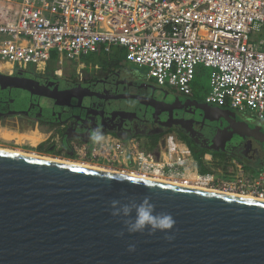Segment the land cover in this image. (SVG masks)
Instances as JSON below:
<instances>
[{"label":"water","instance_id":"1","mask_svg":"<svg viewBox=\"0 0 264 264\" xmlns=\"http://www.w3.org/2000/svg\"><path fill=\"white\" fill-rule=\"evenodd\" d=\"M139 85L150 92L123 97L150 108L153 133L176 128L210 151H241L232 153L238 159L247 160L250 145L254 155L264 154L263 119L180 92L159 89L154 96V85ZM0 86L52 97L60 106L61 94L68 93L18 74L0 73ZM89 120L97 128L104 122L129 129L134 116L107 115L102 122L86 117L72 129L89 128ZM198 124L205 131L196 133ZM102 131L129 137L111 126ZM122 194L137 201L149 195L157 212L172 214L174 239L169 242L161 232L117 236L122 224L110 215L109 202ZM130 243L135 252L128 251ZM0 264H264V200L0 149Z\"/></svg>","mask_w":264,"mask_h":264},{"label":"built area","instance_id":"2","mask_svg":"<svg viewBox=\"0 0 264 264\" xmlns=\"http://www.w3.org/2000/svg\"><path fill=\"white\" fill-rule=\"evenodd\" d=\"M113 48L185 94L198 67H212L207 103L264 118V0H0V70L44 71L53 55L76 60ZM104 137L74 144L68 159L264 200V169L232 157L225 171L200 173L176 131L164 133L158 156L139 137Z\"/></svg>","mask_w":264,"mask_h":264},{"label":"flooded vegetation","instance_id":"3","mask_svg":"<svg viewBox=\"0 0 264 264\" xmlns=\"http://www.w3.org/2000/svg\"><path fill=\"white\" fill-rule=\"evenodd\" d=\"M65 63V67L62 71L56 68V66H53V64L48 65L44 71H37L32 66L23 69L9 70V66L6 65V63L2 64L4 66L3 69L0 70V73L8 75L18 74L22 77L37 79L50 89L61 93L68 92L70 94H61L60 101L64 106H60L55 104V100L52 97L31 95L27 91L18 88L2 89L0 86V140L18 144L16 139H9L2 135L4 131L17 133L21 136H30V134H32L31 137L36 139L35 143L31 144L30 142L22 141V146H26L28 149L42 155H50L55 158H71L70 156L73 157L74 155V144L90 141V131L97 128L89 120V122H87L89 128L82 125V128L75 132L72 127H75L74 123L76 120L81 121L86 117H92L102 122L103 118L107 115H114L115 119L119 120L121 117L127 116L128 114L132 115V117L134 116V123L129 129L118 127L115 124L108 125L104 122H102L103 125L101 124L100 129L109 128V126L115 127V130L122 135L140 136L139 138L142 144H146V142L150 141V135H156V133H153V130L156 129L154 127L156 126L148 121L151 119L150 108L147 109L132 97H123L124 94H137L138 92H143V90L149 93L151 90L149 87L146 86L142 88L139 85L145 82L142 78L124 75L122 70L116 67L102 66L101 69L98 70H91L88 67H83L78 70L72 60L68 59ZM145 83H150L157 88L154 96L161 94L159 89L183 94V92L174 87L168 88L165 85L161 86L152 81ZM71 93L77 96H83V100L79 101L77 98H71ZM86 93L90 94V97H86ZM114 95H118V98H112ZM187 96L205 101L203 96L195 93L187 94ZM223 107L232 109L229 106ZM143 120H145V122H143ZM145 126H147V128H144ZM195 129H197L196 133L201 130L205 131L201 128L200 124L196 125ZM169 130L170 129H165L164 133ZM174 130L177 133L181 132L176 128L173 129V131ZM142 131L146 132L143 133ZM164 133L161 134L160 139ZM184 135L189 137L195 144L202 147L201 143H196L192 136L188 134ZM184 141L186 142V140ZM41 144H45L46 146L49 145L51 149L55 148L57 151H40L37 148ZM254 147V145H250L246 148L249 154L247 160L246 156H243V159H239L249 169L260 170L264 168V154L260 152L259 157L254 155ZM61 148L65 150L67 148L70 156L63 152L58 153ZM222 153L227 154L229 157L233 156L232 153L242 155V152H238L237 150H234V152L226 150Z\"/></svg>","mask_w":264,"mask_h":264},{"label":"clouds","instance_id":"4","mask_svg":"<svg viewBox=\"0 0 264 264\" xmlns=\"http://www.w3.org/2000/svg\"><path fill=\"white\" fill-rule=\"evenodd\" d=\"M102 129H92L89 133V140L93 144H100L104 141ZM110 215L118 218L122 224V229L116 233L123 237L128 235L147 234L154 236L157 232L165 233V239L169 242L174 239V235H169L175 228L176 220L168 212H157L156 205L152 202V197L145 195L142 199H136L122 194L120 199H113L109 202ZM129 252L136 251V245H128Z\"/></svg>","mask_w":264,"mask_h":264},{"label":"crops","instance_id":"5","mask_svg":"<svg viewBox=\"0 0 264 264\" xmlns=\"http://www.w3.org/2000/svg\"><path fill=\"white\" fill-rule=\"evenodd\" d=\"M92 54L97 55L94 58H92V60L85 61V57L84 56H86V55H83L79 59L72 60V61L74 62V65L79 67V70L82 69L83 67H88L91 70L101 69L102 66H104V67L110 66V67H114V68L116 67V68H120L124 75H127V76H138L139 78H142L143 81H145V82L152 81V82L156 83L155 80L150 79V77H148V71H146V72L145 71H141L139 69L141 67H139V66L131 63L130 61L126 60L124 49L113 48L112 51L109 52V53H106V52L101 50L99 52L92 53ZM99 56L101 57L100 59H95V58H97ZM53 60L55 62H53ZM67 60H68V58L60 59L58 56L53 55L52 59L50 60L49 65L50 64L52 65V64H54L56 62H64L65 63ZM211 76H212V74H211ZM195 81H196V79H195ZM195 81L193 82V91H192V93H195V94L199 95V92H200V93L203 94V97L205 98L206 95L208 94L209 90H210V84L207 87H203L204 88L203 89L204 92H201V91L198 90L197 84H196ZM165 86H167L168 88L172 87L170 85H165ZM240 112L241 113H245L246 115H249L251 117L264 120V118H261L257 114H253V113H250V112H247V111H240Z\"/></svg>","mask_w":264,"mask_h":264},{"label":"trees","instance_id":"6","mask_svg":"<svg viewBox=\"0 0 264 264\" xmlns=\"http://www.w3.org/2000/svg\"><path fill=\"white\" fill-rule=\"evenodd\" d=\"M173 129H170L169 131H172ZM181 137V139L186 140L187 144L191 148V151L193 153L194 158L197 161L198 164V169L200 173H208L211 171V168H220L222 171L226 170V167L228 165V161L233 157V156H228L225 153L218 152V151H210L206 148H202L199 145L195 144L192 140L189 139V137L185 136L182 133H178ZM131 137V136H129ZM140 137V136H136ZM161 137V134H156V135H150L149 136V142H146V144H143L145 148H147L148 151L154 153L156 156L159 155V139ZM84 143V142H80ZM89 145H92L93 143L91 141L87 142ZM40 151H57V149L51 147L49 145L41 144L38 148ZM66 153L68 156H70V153L68 152L67 148L66 150L64 148L59 149L58 153ZM212 154V160L208 161L205 159V154ZM72 158V156H70ZM236 158V157H235ZM246 166V165H245ZM246 168L251 171V172H256L258 170H251L247 166ZM264 169V168H262ZM227 176V175H226Z\"/></svg>","mask_w":264,"mask_h":264},{"label":"rangeland","instance_id":"7","mask_svg":"<svg viewBox=\"0 0 264 264\" xmlns=\"http://www.w3.org/2000/svg\"><path fill=\"white\" fill-rule=\"evenodd\" d=\"M95 56H97V55L88 54V55L84 56L85 57V61L92 60V58H94ZM100 58L101 57L99 56V57H97L95 59H100ZM53 62H55V61L53 60ZM65 64L66 63H64V62H56V63L53 64V66H56V68H59V70L62 71V69L65 67ZM76 68L79 70V67L76 66ZM139 69L141 71H145V72L148 71L147 67H141ZM213 70L214 69L212 67H205L203 65H200L198 67V71H197L196 81L195 82L197 84V88H198L199 91L204 92L203 91V89H204L203 87H207L210 84L211 74H212ZM199 95L203 96V94L200 93V92H199ZM235 111H237V113L240 114V115H242V114L246 115L245 113H241L239 110H235ZM2 135H4L6 138L10 137L11 139H16L18 144H14L13 142H8V141H5V140H0V149H8V150H12V151H17V150L20 149V150H22L24 152H35V151L31 150V149H28L26 146H22L23 145L22 141L30 142L31 144L35 143L36 139L31 137L32 134H30V136L23 135L24 138H22V139L21 138L18 139V136H17V138H15L14 136L16 135V133H12V132L10 133V132L4 131L2 133ZM19 136L21 137V135H19ZM35 153H37V152H35ZM37 154H39V153H37ZM39 155L40 156L51 157L50 155H42V154H39ZM51 158H54V157H51ZM60 159L69 160L68 158H60ZM69 161H72V160H69ZM94 166H96V165H94ZM113 170H115V171L116 170L123 171V169L122 170L121 169H113Z\"/></svg>","mask_w":264,"mask_h":264},{"label":"bare ground","instance_id":"8","mask_svg":"<svg viewBox=\"0 0 264 264\" xmlns=\"http://www.w3.org/2000/svg\"><path fill=\"white\" fill-rule=\"evenodd\" d=\"M17 136H18V139L19 138H21V139L24 138L23 135L20 137L16 133V135L14 137L17 138ZM2 150H7V151H11V152H15V153H19V154H23V155H27V156H32V157H40V158H45V159H53V160H56V161H61V162L69 163V164H75V165L85 166V167H89V168H93V169H101V170H106V171H113V172L128 174V175H132V176H136V177H141V178H146V179H151V180H157V181H162V182H167V183H172V184H177V185H184V186H188V187H192V188H197V189L209 190V189H206V188H203V187H200V186H196V185H193V184H186V183L180 182L178 180H168V179L160 178V177H150V176H143V175H138V174H132V173L127 172V171H124V170L123 171H119V170H116L115 171L113 169H107V168L99 167V166L97 167V165L96 166H94V165L92 166V164H83V163H78V162H74V161L63 160V159H60V158H57V157L55 158L54 156H52L54 158L46 157V156H40L39 154H37L35 152H24V151H22L20 149L17 150V151H12V150H8V149H2ZM211 191L221 192V191H217V190H211ZM221 193H225V192H221ZM228 194H232V195L239 196V195L234 194V193H228ZM246 197H248V196H246Z\"/></svg>","mask_w":264,"mask_h":264}]
</instances>
